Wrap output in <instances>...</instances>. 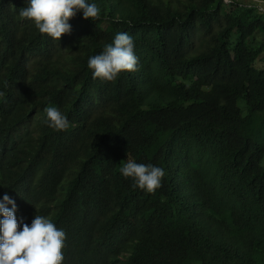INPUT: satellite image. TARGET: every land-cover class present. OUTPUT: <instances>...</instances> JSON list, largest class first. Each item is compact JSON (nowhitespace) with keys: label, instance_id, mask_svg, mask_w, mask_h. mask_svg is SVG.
<instances>
[{"label":"trees","instance_id":"trees-1","mask_svg":"<svg viewBox=\"0 0 264 264\" xmlns=\"http://www.w3.org/2000/svg\"><path fill=\"white\" fill-rule=\"evenodd\" d=\"M88 3L99 18L78 13L55 41L20 18L28 0H0V202L9 195L29 226L50 217L63 264H264V43L245 33L264 36V12ZM122 32L138 70L94 79L89 58ZM48 106L67 130L45 123ZM128 159L161 167L162 186L133 189Z\"/></svg>","mask_w":264,"mask_h":264},{"label":"clouds","instance_id":"clouds-1","mask_svg":"<svg viewBox=\"0 0 264 264\" xmlns=\"http://www.w3.org/2000/svg\"><path fill=\"white\" fill-rule=\"evenodd\" d=\"M100 8L88 0H28V6L20 9L19 16L31 21L39 33L55 41L72 31L69 21L83 13L85 20L95 21L100 16ZM132 36L126 32L116 34L112 43L105 45L101 54L88 60L93 78L114 81L123 72L138 70L139 60L135 55ZM45 123L56 131H64L69 121L58 108L45 109ZM120 172L133 180V189L139 188L154 193L162 186L165 172L155 165L138 164L128 159ZM11 205V208L8 207ZM17 206L7 194L0 202V264H63V249L66 234L57 228L50 217L35 215L31 225L18 221ZM23 223L22 230L20 224Z\"/></svg>","mask_w":264,"mask_h":264},{"label":"rangeland","instance_id":"rangeland-1","mask_svg":"<svg viewBox=\"0 0 264 264\" xmlns=\"http://www.w3.org/2000/svg\"><path fill=\"white\" fill-rule=\"evenodd\" d=\"M227 2H229V0H226ZM239 3H241L242 5H255L260 11L264 12V2H260L257 0H236ZM245 33L247 34L248 37H250V40H253L254 44L257 45H261L264 43V36L259 33V32H254L252 29H246ZM236 37H233V42H236ZM256 67L260 68V69H264V52L261 54L259 60L257 61ZM242 91H239V93H237V95L241 94L242 95ZM236 100L237 97L235 96L233 101H232V107L236 108ZM262 165L264 167V159L262 161Z\"/></svg>","mask_w":264,"mask_h":264}]
</instances>
